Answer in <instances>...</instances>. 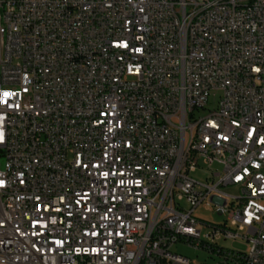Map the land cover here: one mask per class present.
Instances as JSON below:
<instances>
[{"label": "built area", "instance_id": "2783aa9c", "mask_svg": "<svg viewBox=\"0 0 264 264\" xmlns=\"http://www.w3.org/2000/svg\"><path fill=\"white\" fill-rule=\"evenodd\" d=\"M0 157V264H264V0H0Z\"/></svg>", "mask_w": 264, "mask_h": 264}, {"label": "rangeland", "instance_id": "374dc122", "mask_svg": "<svg viewBox=\"0 0 264 264\" xmlns=\"http://www.w3.org/2000/svg\"><path fill=\"white\" fill-rule=\"evenodd\" d=\"M4 158L0 157V164L3 165ZM219 169L220 166H217ZM208 173V172H207ZM191 176L197 180H204V177L206 174L202 172H195L192 173ZM221 191L228 197H239L240 196V189L237 186H226L221 188ZM208 203L202 204L200 207H198L195 212L194 216L203 221L204 223L209 224H221L225 221V225L227 228H230L231 230H236L235 228L230 227V224L226 222V216L218 215L214 212V209L210 205L208 208ZM187 208V206L185 205ZM202 232L206 233L208 229L206 226H201ZM237 235L239 236L237 239L232 238H225L217 241V244L221 247H223L225 250H234V251H240V252H246L248 250V243L241 238L240 236L244 237L245 232L244 231H238ZM173 252H176L186 258L189 259L190 264H220V258L216 254H209L202 250H195L193 248H189L181 243L175 245L172 248Z\"/></svg>", "mask_w": 264, "mask_h": 264}, {"label": "bare ground", "instance_id": "6f19581e", "mask_svg": "<svg viewBox=\"0 0 264 264\" xmlns=\"http://www.w3.org/2000/svg\"><path fill=\"white\" fill-rule=\"evenodd\" d=\"M111 261L116 264H125V256H121L119 252H111Z\"/></svg>", "mask_w": 264, "mask_h": 264}, {"label": "snow or ice", "instance_id": "6c2138e0", "mask_svg": "<svg viewBox=\"0 0 264 264\" xmlns=\"http://www.w3.org/2000/svg\"><path fill=\"white\" fill-rule=\"evenodd\" d=\"M7 95V94H6Z\"/></svg>", "mask_w": 264, "mask_h": 264}]
</instances>
